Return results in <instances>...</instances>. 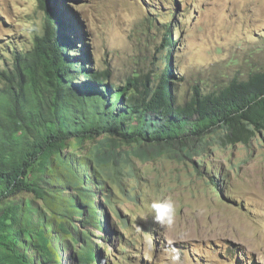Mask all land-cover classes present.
Returning a JSON list of instances; mask_svg holds the SVG:
<instances>
[{"label":"rangeland","instance_id":"374dc122","mask_svg":"<svg viewBox=\"0 0 264 264\" xmlns=\"http://www.w3.org/2000/svg\"><path fill=\"white\" fill-rule=\"evenodd\" d=\"M60 9L76 42L75 84L96 73L127 88L126 102L166 71L183 105L196 88L208 94L264 70V0H61ZM50 10L48 0H0V73L32 51ZM229 142L222 129L174 149L72 138L61 156L81 180L56 157L40 161L29 180L43 196L2 206L28 208L33 235L20 249L30 264H264V129ZM154 200L174 203L170 224L154 221Z\"/></svg>","mask_w":264,"mask_h":264},{"label":"trees","instance_id":"16d2710c","mask_svg":"<svg viewBox=\"0 0 264 264\" xmlns=\"http://www.w3.org/2000/svg\"><path fill=\"white\" fill-rule=\"evenodd\" d=\"M48 1L52 10L45 34L35 37L32 51L16 57L12 69L0 73L7 82L0 88V264L31 263L20 249L33 235L26 220L28 208L18 203L2 205L23 192L43 196L42 189L29 180L34 166L40 161L50 166L56 157L81 180L61 156L70 139L108 134L126 143L174 149L219 129L227 132L229 143L248 141L255 131L264 129V70L208 94L196 88L183 105L171 92L168 71L154 87L147 88L143 82L144 90L128 102L127 88L113 90L96 73L75 84L73 65L78 58L69 49L76 42L60 20L61 0ZM171 45L169 38L167 47ZM104 75L109 77L108 72ZM74 207L87 215L77 201ZM95 209L89 207L91 216L97 214ZM36 237L45 250L49 240L41 230Z\"/></svg>","mask_w":264,"mask_h":264},{"label":"clouds","instance_id":"9594fccd","mask_svg":"<svg viewBox=\"0 0 264 264\" xmlns=\"http://www.w3.org/2000/svg\"><path fill=\"white\" fill-rule=\"evenodd\" d=\"M154 216L153 219L155 222L163 225L165 223H171L174 212L175 206L171 200H164V201H153L150 205Z\"/></svg>","mask_w":264,"mask_h":264}]
</instances>
